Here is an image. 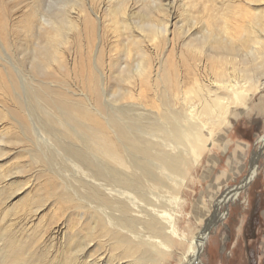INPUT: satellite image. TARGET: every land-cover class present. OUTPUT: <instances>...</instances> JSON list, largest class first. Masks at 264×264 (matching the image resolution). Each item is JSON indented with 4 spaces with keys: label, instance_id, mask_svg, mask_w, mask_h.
<instances>
[{
    "label": "rangeland",
    "instance_id": "obj_1",
    "mask_svg": "<svg viewBox=\"0 0 264 264\" xmlns=\"http://www.w3.org/2000/svg\"><path fill=\"white\" fill-rule=\"evenodd\" d=\"M68 2L79 4L75 5L77 14H71L74 17L82 15L83 18L78 17L82 23L85 22V28H82L88 36L83 38L85 59L75 60V31L64 30L67 39L60 38L56 42L62 53V58L59 56L62 65L53 60L49 62V66L42 67L43 61L36 57V51L47 47L54 49L57 44L52 46L46 43L49 26L41 22V16L56 14L61 8L67 10ZM82 2L94 20V24H90L92 32L87 27L86 13L79 12ZM125 2L128 4L127 9L124 7ZM91 10L100 16V20ZM263 11L264 0H0V20L5 24V35L0 42V264L22 263L10 261L5 255L12 238L18 245L16 247L24 245L36 258H41L37 260L40 264H152V261L143 258L141 251L133 257L123 258L122 249L113 247L101 230L93 232L89 212L77 210L75 202H66L64 193L69 185H65L60 176L86 186L91 184L87 180L92 178L93 170L98 169L106 174L113 169L114 164L90 147L89 137L84 131L72 128L79 124V120H76L77 123L74 116L64 114L57 105L48 106L41 95L50 94L51 90H60L78 103L94 102V109L90 108V113L101 112L104 119L115 120L125 128L124 125L133 121L131 117L143 113L153 116L157 109L141 106L135 98L121 99L120 93L129 88L135 94L140 93L138 88L132 87V83H127L128 80L125 82L122 72L127 65L130 70H135L142 56L140 44H130L132 50L128 53L125 46L127 35H123L122 39L121 36L118 37L124 25L123 16L127 17L132 29L148 49L153 64L159 68L162 59L169 62L167 65L176 60L180 64L179 56L187 51L183 42L200 38L205 33L204 26L210 14L222 17V13H225L229 20L231 16L234 17L237 29L244 33L243 26H248L245 17L248 14L257 17ZM147 19L157 24L159 22L158 25L167 22L168 40L163 46L155 47L158 39L150 40L146 37L147 33L140 32L138 26ZM255 29L264 35V27L255 25ZM152 39L154 42H151ZM96 43L104 51L99 65L104 74L103 83L106 84L103 94L100 92L101 86L99 91L89 90L86 83L76 81L78 70L83 71L84 78L92 74V56ZM238 53L236 62L240 63L245 56L243 51ZM117 58L118 61H115ZM99 74L96 75L97 79L101 75ZM214 76L213 71H210L206 79L212 80ZM236 76L243 77L241 73H236ZM259 76L264 81L263 73L252 70L251 77L259 80ZM184 81L185 84L188 83L184 84L185 88L194 83L192 78L190 80L186 76ZM148 95L149 98L152 97L151 90ZM82 97L85 99H81ZM229 109V123L221 125L213 138L205 130L210 144L203 152L200 162L191 167L192 173L189 172L185 185L177 186L176 190L181 198L176 206L169 208L167 195L159 193L160 203L162 202L160 205L171 210V213L168 211L166 214L169 217L172 215L177 223L174 242L185 240V244H176L171 262L166 264H180V255L189 252L190 242L210 225L209 222L213 223L207 232L200 264H243L240 252L243 237H237L238 219L233 217L235 210H239L247 201L250 186L261 171L264 148L256 161L258 168L254 177L239 192V197L223 202L221 198L227 190L241 186L250 177L251 168L255 164L253 160L260 150V138L264 136V87L253 88L243 104L232 103ZM247 122L259 127L252 157L249 150L247 156H244L245 151L240 147L243 143L237 141L239 127ZM135 128L137 127L132 128L130 134L141 137L139 128ZM66 129H70L71 133H66ZM48 140L53 141L51 145ZM73 152L79 155L76 156ZM46 155L51 162H47ZM70 155L74 156V162H89L86 163L88 165L79 164L85 174L80 173L82 179L78 181L71 176L73 170L79 167H75V164L74 167L71 166L73 161L70 163ZM44 156L46 157L43 158ZM141 164L151 167L148 159ZM50 169L57 171L60 176ZM235 242L239 247L233 252L232 245ZM139 256L141 260H137Z\"/></svg>",
    "mask_w": 264,
    "mask_h": 264
},
{
    "label": "bare ground",
    "instance_id": "obj_2",
    "mask_svg": "<svg viewBox=\"0 0 264 264\" xmlns=\"http://www.w3.org/2000/svg\"><path fill=\"white\" fill-rule=\"evenodd\" d=\"M34 3L36 4L35 1ZM81 4L79 12L86 13V17L85 15L84 17L87 20V27L92 32L90 24H94V20L84 3ZM75 5L69 3L67 10L61 8L64 12L61 10L56 14H43L41 22L49 26V30L46 31V43L52 46L60 38L67 39L65 37L66 30L75 31L76 45L73 56L75 60L79 61L80 58H84L85 53L83 38L88 36L82 31V28H85V22L82 23L80 17L83 18V16L78 14L80 17L78 15L74 17L71 14L78 12ZM127 6L128 4L126 5L125 2V9ZM70 8L71 10H69ZM123 13L125 14V10ZM93 14L100 20L98 14L96 15L94 12ZM222 15V17H218L217 14H210L204 26L205 33L200 38L195 40L191 38L190 41L183 42L187 51H183L182 56H179L182 63L179 64V61L176 60L175 63L170 62V65H167L169 62L162 59L159 68L155 67L144 42L132 29L127 17L123 16L122 23L124 25L121 27L118 37L121 36L120 39H122L123 35H127L128 40L125 42V46L128 53L132 50L130 44H140L142 56L138 60L135 70H130L128 65L125 66L124 71L121 69L125 82L128 80L127 83H132V87L138 88L140 93L135 94L129 88L120 93L121 99L135 98L141 106H151L157 109V112L154 111L156 113L153 112V116L143 113L140 116L131 117L133 121L130 124H123L126 129L115 120L104 119L101 112L95 111L98 115L90 113L89 109H94V102L78 103L69 99L60 90H51L50 94L42 92L41 97L48 106L57 105L56 107L61 112L74 116L75 121L79 120V124L72 128L84 131L89 137L90 147L95 148L114 164L113 169L106 174H102L98 169L93 170L91 172L92 180H87L92 185L86 186H80L79 182L78 184L71 182L67 176V178L60 176L54 169H50V171H54L65 185H69L64 193L66 202H75L77 210L84 209V213L89 212L93 232L97 233L101 230L113 247L122 249L123 258L133 257L141 251L143 258L146 261H152V264L171 262L176 244L179 242L185 244V240L174 242L173 237L177 233V223L172 215L169 217L166 214L168 211L171 213V210L160 205L162 202L160 203L159 193L167 195L169 208L176 206L181 198L177 193V186L185 185L191 167L200 162L203 152L210 144L205 130H208L210 138H213L221 125L229 123L230 105L232 103L243 104L253 88L264 87L262 76H259V80L251 77L252 70L264 74V35L255 29V25L264 27V13L257 17L248 14L245 17L248 26H243L244 33L237 29L234 17L231 16L229 20V16L226 17L225 13ZM235 16H238L237 12ZM0 24V42H2L5 35V24L1 20ZM158 24L147 19L138 26L140 32L148 34L146 37L149 39H158V44L155 43V47L156 45L157 47L163 46L168 40L167 22ZM151 42H154L153 39ZM240 51L244 52L245 58L238 63L236 59ZM103 52V49L96 43L95 53L92 56L93 64L91 65L94 67L92 74L85 79L83 71L78 70L76 76V81L86 83L89 90L97 89L99 91L101 86L103 89V91L100 89L101 93L106 90V84L103 83L104 74L99 69ZM59 56L62 58L58 44L54 49L47 47L36 51V57L43 61L42 67L49 66V62L53 60L62 65ZM116 60L118 61V58ZM115 61L112 62L113 66ZM210 71H213L215 75L212 80L206 79ZM84 73L86 74L85 71ZM97 73L101 74L98 79L96 78ZM236 73H241L243 77L236 76ZM184 76L190 80L192 78L194 81L187 88L184 86ZM149 90L152 91L151 98L148 95ZM47 118L50 119V117ZM120 121L122 122V120ZM135 126L137 127L135 129L139 128L142 133L141 137L130 134ZM65 131L68 134L71 133L70 129ZM260 141V150L253 160L255 164L251 168L250 177L241 186L227 190L221 198L222 202L236 200L239 197V192L254 177L258 168L256 161L263 153L264 136L260 138ZM51 142H49L50 145ZM70 157V163L73 161L71 166L74 167L75 164V167L76 165L79 167V169H74L71 175L78 181L80 178L82 179L80 173L85 174L79 164L85 165L89 162L84 164L81 160V163H77L74 162V156L70 155ZM145 159L149 160L150 168L141 164ZM46 160L51 162L48 156ZM212 223L209 222L210 225ZM210 225H207L193 238L190 242L189 252L186 251L180 255V264L201 263V255L205 250ZM9 242L10 245L5 250V255L10 261L22 262L20 264H40L37 260H41V258H36L29 248H25L24 245L16 247L18 245L13 238ZM137 260H141L140 256Z\"/></svg>",
    "mask_w": 264,
    "mask_h": 264
},
{
    "label": "crops",
    "instance_id": "obj_3",
    "mask_svg": "<svg viewBox=\"0 0 264 264\" xmlns=\"http://www.w3.org/2000/svg\"><path fill=\"white\" fill-rule=\"evenodd\" d=\"M239 128L237 141L239 140L238 142L243 143L240 147L243 149V152L245 151L244 156H247L248 150L250 154H253L257 143L256 134L259 132V127L256 128L252 122H247L241 124ZM236 148L241 151L238 146ZM261 164V171L250 186L247 201L239 210L234 211L235 216L233 218L238 219L237 229L239 233H237V237H243L241 247L254 245L257 252L262 255L261 260L264 264V159ZM232 246L234 249L239 247L237 242Z\"/></svg>",
    "mask_w": 264,
    "mask_h": 264
},
{
    "label": "flooded vegetation",
    "instance_id": "obj_4",
    "mask_svg": "<svg viewBox=\"0 0 264 264\" xmlns=\"http://www.w3.org/2000/svg\"><path fill=\"white\" fill-rule=\"evenodd\" d=\"M234 250L233 252H235ZM240 252L243 258V264H263V261L261 260L262 255L257 252L254 245L240 247Z\"/></svg>",
    "mask_w": 264,
    "mask_h": 264
}]
</instances>
